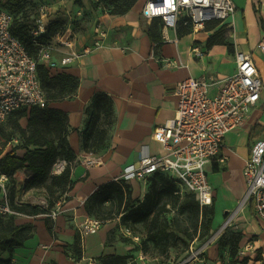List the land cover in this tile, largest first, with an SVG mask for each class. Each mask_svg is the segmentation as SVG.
Returning <instances> with one entry per match:
<instances>
[{
    "label": "crops",
    "instance_id": "obj_1",
    "mask_svg": "<svg viewBox=\"0 0 264 264\" xmlns=\"http://www.w3.org/2000/svg\"><path fill=\"white\" fill-rule=\"evenodd\" d=\"M232 2L235 12L229 22H219L214 27H209L211 24L207 22L201 29L190 27L187 33L178 32V24L176 28L158 26L159 43L150 40L147 28L151 20L141 16L137 2L124 14L91 9L94 20L85 32L75 36L72 48L78 50L88 46L87 52L61 66V57L71 49L54 43L53 60L59 68L78 79L71 97L49 103L50 107L65 112L67 116V139L76 154L70 173L72 184L51 209L56 212L54 217L49 216L53 235L44 222L48 214L16 218L22 220L19 223H32L34 230L23 245L14 250L11 264H72L67 249L74 236L81 234V222L90 217L84 209L85 200L99 186L119 176L124 166L137 162L143 155L163 153L151 134L157 126L174 116L178 82L200 76L211 81L232 74L235 71V50L251 55L264 80V54L257 48L264 37V0ZM86 9H90L89 6L86 5ZM221 26L226 30L233 52L228 51L225 44L207 45L208 37ZM216 90L214 84L209 92L213 94ZM98 92L111 98L114 122L105 146L96 152L85 151L81 145V132L87 118L84 108ZM20 122L25 126L26 118ZM259 139H264V91L251 109L248 120L225 134L220 151L207 166L214 209L210 232L235 211L227 229L240 234V245L246 246L243 255L247 256L249 264H264V222L255 216L250 204L240 205L246 188L244 161L252 143ZM16 153L22 155L24 150L19 152L17 149ZM84 158H93L98 163L85 165ZM55 164L52 175L57 174ZM30 176L27 169L14 174L20 185ZM128 183L132 195L141 197L147 191L146 181L130 180ZM110 227L105 224L96 231L81 234L80 264H86L90 257L125 254L126 247L121 243H107ZM214 249L212 244L208 252L214 254ZM2 257L7 258L8 254L3 253Z\"/></svg>",
    "mask_w": 264,
    "mask_h": 264
},
{
    "label": "built area",
    "instance_id": "obj_2",
    "mask_svg": "<svg viewBox=\"0 0 264 264\" xmlns=\"http://www.w3.org/2000/svg\"><path fill=\"white\" fill-rule=\"evenodd\" d=\"M47 7H41L36 18L32 36L36 38L46 30L49 22ZM235 12L232 0H143L140 14L146 20L160 19L162 27L176 28L178 22L192 29H201L207 22H229ZM10 13L0 6V127L13 111L30 107H44L46 98L37 77V64H44L51 72L66 65L74 58L87 52L89 47L73 50L75 36L71 32H59L49 42L40 43L36 56H32L24 45L10 31ZM99 33V32H98ZM54 43L70 48L61 57L59 64L53 60ZM264 54V37L257 44ZM235 71L223 78L208 81L204 76L188 77L176 85L177 104L174 116L157 126L151 136L162 147L161 154H146L137 162L124 166L113 181H145L156 172L169 174L180 187V192L193 194L199 207L212 204L213 191L207 177V166L220 151L224 136L232 129L242 126L249 118L251 109L264 91L253 58L241 50L233 53ZM217 90L210 94L213 85ZM85 165L98 163L93 158H84ZM65 161L54 166L58 174ZM243 174L246 188L240 205L250 204L256 217L264 222V139L252 143L249 155L244 161ZM7 177L0 173V216L16 215L9 204L6 190ZM56 215L51 211V217ZM235 216L230 212L224 221L195 245L192 241L187 256L176 264L199 261L200 256L214 244L228 228ZM102 222L87 217L79 225L80 233L93 232ZM130 235L129 230L126 232ZM241 253H244L241 251ZM72 264H80L73 260ZM86 264H100L96 257H90ZM126 264H150L141 251Z\"/></svg>",
    "mask_w": 264,
    "mask_h": 264
},
{
    "label": "trees",
    "instance_id": "obj_3",
    "mask_svg": "<svg viewBox=\"0 0 264 264\" xmlns=\"http://www.w3.org/2000/svg\"><path fill=\"white\" fill-rule=\"evenodd\" d=\"M20 0H0V6L4 7L11 15L10 31L19 39L26 50L36 56L38 45L49 42L56 34L62 31L63 21L55 18L50 20L46 26V30L36 38L32 36V29L35 28V19H30L25 12L17 15L22 11L19 5ZM137 0H97L96 5H103L110 14H124L129 11ZM13 13L15 15H13ZM219 23L218 20L210 21L209 27H214ZM178 32L187 33L190 31L189 25L178 23ZM162 26L160 19H152L147 34L151 41L159 43L160 36L156 34V29ZM225 28L221 26L207 39V45L225 44L228 51L233 52V46L225 35ZM37 77L42 90L44 91L46 104L44 107L33 106L29 109H19L8 115L6 122L9 123L12 130L19 135L20 143L24 148V153L18 155L16 153L17 146H13L10 150L3 153L0 147V173L5 174L7 181L10 183L7 194L9 204L12 209L21 214L34 216L38 214H48L44 218L45 226L51 235L52 220L49 217L51 209L55 206L57 200L72 184L70 173L72 165L76 160V154L69 145L68 123L66 113L50 107L49 103L56 100L71 97L78 86L76 76L65 72L62 68H58L51 72L44 64H37ZM86 114L85 127L81 132V145L85 151L96 152L102 149L108 139L109 131L114 122V112L111 98L102 92L93 94L89 102L84 108ZM26 118L25 126L21 125L20 120ZM3 124V125H4ZM0 127V140L1 130ZM10 138L7 137L6 140ZM59 160L65 161V166L58 174H51L53 165ZM27 169L31 172V176L23 183L21 188H43L47 199V206L43 208L37 204L19 202L15 200L17 189L14 185L16 171ZM213 170L217 167L213 164ZM150 180L147 191L143 200L135 207H129L127 197L131 194V186L128 182L109 181L92 193L84 203V209L88 216L96 218L102 217L97 210L102 209L107 201L115 200L118 206H124L122 220H130L137 222L147 219L150 215V228L155 227L158 222L160 210H164L163 197L172 192H180V187L176 180L167 173L156 172L147 177ZM145 180V181H146ZM147 182V181H146ZM183 193V192H181ZM191 198H184L179 208L181 211H188L193 206L195 212L201 213L200 225L203 229L202 239L208 236L211 229L212 217L214 214L213 205L199 207L190 192H186ZM103 219V218H102ZM100 220V219H99ZM103 222V220H100ZM34 230L32 223H17L15 215L0 216V264H11L14 250L23 245ZM227 232L228 229H225ZM236 238L238 244L241 236L239 233L231 232ZM69 255L73 260H80L82 257L81 234L74 236L73 242L69 245ZM7 253L8 257L3 258L2 254ZM67 253V251H66ZM112 264H126L125 256L105 255ZM258 257V256H257ZM100 264L99 257L96 258Z\"/></svg>",
    "mask_w": 264,
    "mask_h": 264
},
{
    "label": "rangeland",
    "instance_id": "obj_4",
    "mask_svg": "<svg viewBox=\"0 0 264 264\" xmlns=\"http://www.w3.org/2000/svg\"><path fill=\"white\" fill-rule=\"evenodd\" d=\"M5 2V0H3ZM58 1V2H57ZM97 0H20L19 5L22 12L30 19H35L39 16L41 7H47L46 16L48 20L55 18L63 21L62 31H69L73 36H78L85 32L91 21L94 20L91 13L92 10L107 11L103 5H96ZM142 0H137V5L141 8ZM86 5L90 9H86ZM13 15H15L13 13ZM93 25V24H92ZM91 25V26H92ZM24 119V118H23ZM23 119H21L23 121ZM0 147L3 148V153L10 150L13 146H17L19 152H22V147L17 132H14L6 122L1 130ZM9 137V140L6 138ZM17 140V141H16ZM146 186L150 180H146ZM17 193L15 200L19 202L37 204L43 208L47 206V199L43 188L23 189L22 185L15 179L14 183ZM10 187L7 181L6 190ZM131 188V187H130ZM171 194L163 197L164 210L159 211L158 222L155 227L150 228V215L147 219L132 222L130 220H122V214L125 212L124 206H118L116 201H107L104 203L102 209L97 212L102 217L97 219L103 220L102 225L108 224L110 227L107 232V243L119 242L126 247V252L122 256L126 260H131L141 251L150 264H176L187 256L191 242L195 240L193 245L198 240L202 239L203 229L200 225L201 213L195 212L193 206L188 208V211H181L179 206L184 198H191L186 191ZM143 196H135L131 194L127 197V204L129 207L137 206L142 200ZM21 214H16L15 218H19ZM24 218V217H23ZM103 218V219H102ZM20 219L16 222L19 223ZM129 230L130 235L126 232ZM215 231V230H214ZM223 231L217 241L214 243V254L204 252L199 261L188 264H249L247 256H244L245 245L236 243V238L231 232ZM212 232V231H211ZM210 235V232L208 233ZM210 248V247H209ZM69 252V250H68ZM99 259L104 264H112L106 256H100Z\"/></svg>",
    "mask_w": 264,
    "mask_h": 264
},
{
    "label": "bare ground",
    "instance_id": "obj_5",
    "mask_svg": "<svg viewBox=\"0 0 264 264\" xmlns=\"http://www.w3.org/2000/svg\"><path fill=\"white\" fill-rule=\"evenodd\" d=\"M24 120V119H23Z\"/></svg>",
    "mask_w": 264,
    "mask_h": 264
}]
</instances>
